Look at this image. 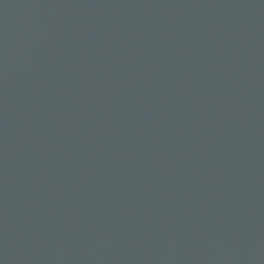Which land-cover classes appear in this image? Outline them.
Listing matches in <instances>:
<instances>
[{
  "label": "water",
  "instance_id": "1",
  "mask_svg": "<svg viewBox=\"0 0 264 264\" xmlns=\"http://www.w3.org/2000/svg\"><path fill=\"white\" fill-rule=\"evenodd\" d=\"M0 264H264V0H0Z\"/></svg>",
  "mask_w": 264,
  "mask_h": 264
}]
</instances>
